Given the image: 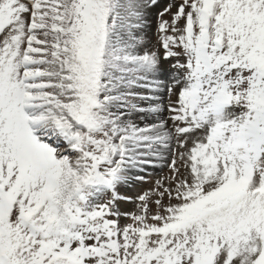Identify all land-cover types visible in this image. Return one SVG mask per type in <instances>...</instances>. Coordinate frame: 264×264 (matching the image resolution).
<instances>
[{
  "label": "snow or ice",
  "instance_id": "6c2138e0",
  "mask_svg": "<svg viewBox=\"0 0 264 264\" xmlns=\"http://www.w3.org/2000/svg\"><path fill=\"white\" fill-rule=\"evenodd\" d=\"M0 264H264V0H0Z\"/></svg>",
  "mask_w": 264,
  "mask_h": 264
},
{
  "label": "rangeland",
  "instance_id": "374dc122",
  "mask_svg": "<svg viewBox=\"0 0 264 264\" xmlns=\"http://www.w3.org/2000/svg\"><path fill=\"white\" fill-rule=\"evenodd\" d=\"M166 2V0H162V3ZM167 176V170L165 169L163 172H160L159 170L152 174V177L150 180H148L147 183L144 184V187L147 188L149 184L152 183L153 180L160 178V177H166Z\"/></svg>",
  "mask_w": 264,
  "mask_h": 264
}]
</instances>
